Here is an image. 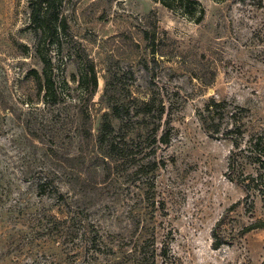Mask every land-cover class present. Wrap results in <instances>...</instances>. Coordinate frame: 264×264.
I'll return each instance as SVG.
<instances>
[{
    "label": "rangeland",
    "instance_id": "rangeland-1",
    "mask_svg": "<svg viewBox=\"0 0 264 264\" xmlns=\"http://www.w3.org/2000/svg\"><path fill=\"white\" fill-rule=\"evenodd\" d=\"M197 1L199 23L159 0H65L68 30L43 44L28 0H0V264H264V227L243 230L264 202L226 177L231 143L197 115L226 100L264 134V0ZM152 99L169 143L140 115L131 157L110 156L97 135L105 114L120 126L112 102Z\"/></svg>",
    "mask_w": 264,
    "mask_h": 264
},
{
    "label": "trees",
    "instance_id": "trees-1",
    "mask_svg": "<svg viewBox=\"0 0 264 264\" xmlns=\"http://www.w3.org/2000/svg\"><path fill=\"white\" fill-rule=\"evenodd\" d=\"M65 0H28L29 21L39 37L41 43H51L57 39L60 33L66 34L68 23L61 7ZM169 9H180L194 19L195 23L203 20L205 15L204 7L197 0H159ZM224 1V0H215ZM144 39L152 47L157 48L156 28L153 31L143 30ZM60 47V43H58ZM40 61L43 64V83L47 89L52 87L51 80V58L37 50ZM49 70V71H48ZM81 80H89L92 91L96 88L97 79L94 66L90 60L83 61L78 69ZM37 83L41 85L40 75L34 72ZM108 88L106 87V92ZM135 103V101H134ZM111 115L120 122L116 130L107 114L102 118L97 135V142L105 147L108 154L119 160L131 157L132 138L127 137L133 123H140V115L144 121V127L149 125L147 120L152 122L151 132L157 135L160 143L166 145L170 139V122H162L165 113V101L147 100L142 104H129L124 102H112L110 106ZM247 109L238 105L228 103L226 100L210 98L202 108L197 110V115L204 129L212 138H223L231 143V149L227 158L226 177L238 184L243 192L244 198L258 196L264 202V134L247 133L244 118L247 117ZM132 114L136 117L132 120ZM154 119V120H153ZM157 122V124H155ZM154 123V124H153ZM166 126L165 128L163 126ZM164 129V131H163ZM140 135V134H139ZM154 136V137H155ZM140 140V138H139ZM140 169V165L136 171ZM258 227H264L263 222L254 223L245 227V232ZM214 247H218L217 243ZM165 258L163 250L160 254Z\"/></svg>",
    "mask_w": 264,
    "mask_h": 264
}]
</instances>
